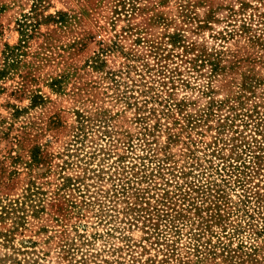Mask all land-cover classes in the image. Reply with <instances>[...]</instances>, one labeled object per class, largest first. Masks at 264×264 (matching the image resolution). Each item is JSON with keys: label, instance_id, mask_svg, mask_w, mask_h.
I'll use <instances>...</instances> for the list:
<instances>
[{"label": "rangeland", "instance_id": "rangeland-1", "mask_svg": "<svg viewBox=\"0 0 264 264\" xmlns=\"http://www.w3.org/2000/svg\"><path fill=\"white\" fill-rule=\"evenodd\" d=\"M0 264H264V0H0Z\"/></svg>", "mask_w": 264, "mask_h": 264}]
</instances>
